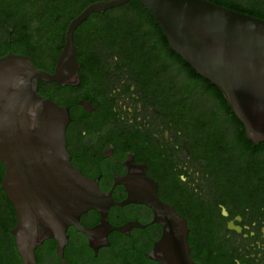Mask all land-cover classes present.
<instances>
[{
    "label": "flooded vegetation",
    "instance_id": "1",
    "mask_svg": "<svg viewBox=\"0 0 264 264\" xmlns=\"http://www.w3.org/2000/svg\"><path fill=\"white\" fill-rule=\"evenodd\" d=\"M101 1L110 0H0V58L22 56L54 71L72 21ZM208 1L264 20V0ZM73 39L80 84L58 94L72 118L68 152L115 204L93 237L68 226L62 255L57 240H45L37 263L159 264L150 257L163 231L153 210L123 204L129 192L118 181L133 160L186 220L195 262L264 264V141L247 138L220 89L193 73L137 0L92 13ZM4 175L0 159V264H23ZM101 223L97 210L79 219L88 230Z\"/></svg>",
    "mask_w": 264,
    "mask_h": 264
},
{
    "label": "water",
    "instance_id": "2",
    "mask_svg": "<svg viewBox=\"0 0 264 264\" xmlns=\"http://www.w3.org/2000/svg\"><path fill=\"white\" fill-rule=\"evenodd\" d=\"M130 1L97 2L73 20L54 72L40 70L22 56L0 58L2 186L16 209L13 235L23 264H38L35 251L50 238L59 242L62 255L70 225H77L89 237L108 225L107 213L115 204L111 194L100 189L97 179L76 168L68 152L70 108L43 97L39 84L79 85L76 28L92 13ZM137 1L153 15L173 51L220 89L244 125L247 138L264 141V20L208 0ZM129 167L128 175L118 181L129 192L123 204L147 205L153 210V223L163 229L150 257L159 264H199L190 256L186 220L159 198L157 184L144 166L132 160ZM89 210L102 216L94 230L79 224Z\"/></svg>",
    "mask_w": 264,
    "mask_h": 264
},
{
    "label": "trees",
    "instance_id": "3",
    "mask_svg": "<svg viewBox=\"0 0 264 264\" xmlns=\"http://www.w3.org/2000/svg\"><path fill=\"white\" fill-rule=\"evenodd\" d=\"M138 5H141L138 1H137ZM142 6V5H141ZM245 14H249L254 16L253 13L251 12H245ZM180 57V56H179ZM181 58V57H180ZM182 59V58H181ZM183 60V59H182ZM188 65V64H187ZM189 66V65H188ZM190 67V66H189ZM191 68V67H190ZM191 70L193 71L194 74H196V72L191 68ZM48 72H54V71H48ZM211 84V83H210ZM212 85V84H211ZM214 86V85H213ZM39 88L43 89V91L45 92L46 98H51L54 101H56L58 104L64 106L67 105V102L64 101L63 99H61L60 97H58L60 95H65L67 93H70V91L72 90L73 87H61L59 84L57 83H43L41 82L39 84Z\"/></svg>",
    "mask_w": 264,
    "mask_h": 264
}]
</instances>
